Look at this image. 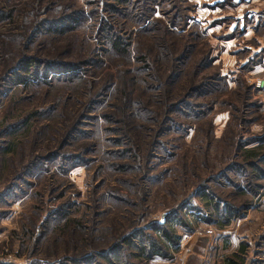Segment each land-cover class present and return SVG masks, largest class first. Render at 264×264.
Segmentation results:
<instances>
[{
  "label": "rangeland",
  "instance_id": "obj_1",
  "mask_svg": "<svg viewBox=\"0 0 264 264\" xmlns=\"http://www.w3.org/2000/svg\"><path fill=\"white\" fill-rule=\"evenodd\" d=\"M48 1L55 5L45 10ZM134 1L129 2L128 40L131 49L148 61L133 59L126 65L123 59L107 56L98 31L101 13L108 15L112 1L0 0V11L11 14L0 18V90L2 84L12 87L0 97V124L17 127L9 136L0 127V264H30L34 259L53 263L79 257L85 248L83 239L89 240L91 250L85 251L96 252L141 226L148 227L143 243L159 241V233L150 227L156 223L166 232L173 228L179 239L178 246L167 251L168 259L141 261L138 249L126 246L121 251L123 263L226 264L229 258L237 264H264V179L241 156L245 149L258 146L263 153L260 160L264 156V0H175L189 17L188 25L172 27L174 34L163 38L154 30L140 31V24L131 18ZM36 5L41 8L42 19L79 12L80 25L66 28L69 33L39 34L30 42L35 21L31 13H35ZM156 9L154 18L167 22L160 7ZM130 26H134L133 35ZM159 43L166 48L164 54ZM169 55L177 59L181 70L162 86L157 70L163 81L168 79ZM23 58L54 66L74 65L81 72L69 80L50 76L37 84L7 86L4 79L9 70ZM145 67L153 74L146 78L148 83L135 78L128 92L132 101L150 102L160 123L166 105L184 109L182 103H190L196 108L172 111L167 125L140 121L138 130L135 119L123 126L107 124L102 116L112 109L111 101L99 99L103 95L99 90L121 87L122 73L126 79L142 76ZM211 80L215 82L209 87H195ZM95 91L100 94L94 105L88 100ZM113 102L119 103L120 98ZM195 110L199 118L193 116ZM82 112L87 117L80 137L62 145L67 128H72ZM26 121L24 131L21 124ZM115 129L118 135L124 130L129 141L141 147L143 169L136 166L135 158L122 157L130 147L115 142L118 136L111 132ZM160 129L163 131L158 135ZM155 134L160 145L153 148ZM5 143L18 145L6 154ZM80 157L84 163H76ZM35 158L42 163L32 169L27 182L16 179ZM260 160L251 162L264 171V160ZM232 161L247 166L242 172L248 188L244 175L236 170L220 181L212 179ZM120 165H129V169L121 172ZM206 196L207 200H202ZM218 202L222 207L219 213L215 210ZM225 202L237 209L248 202L252 206L242 218L235 215L227 222ZM63 204H67L69 220L82 221L81 229L62 230L57 211ZM181 205L186 206V211L179 212L181 220L171 221L169 213ZM44 224L49 229L42 233L39 249L33 251L34 239L37 243L40 235L37 231L41 233ZM29 231L31 234L26 233ZM240 244L248 247L243 258L236 257Z\"/></svg>",
  "mask_w": 264,
  "mask_h": 264
},
{
  "label": "trees",
  "instance_id": "obj_2",
  "mask_svg": "<svg viewBox=\"0 0 264 264\" xmlns=\"http://www.w3.org/2000/svg\"><path fill=\"white\" fill-rule=\"evenodd\" d=\"M110 1H112V3L111 2L109 3V6L111 7V9L109 10L108 15L101 13V17H100L101 22H100V26L98 27V31H100V36L103 39L102 41L101 40L100 41L102 42L103 47L107 48L108 50V52L106 53L107 56L110 59H123L125 60L126 65H130L133 59L134 61L139 62V63L141 62L144 63L145 61L147 62L148 60H146L145 56L142 57L140 54H138L137 51H133L131 49L132 44L129 41L130 39L128 37L129 36L128 34L129 17L131 15V13L129 12L130 0H110ZM177 3L178 2L175 0H135L133 3L132 11H131V12L133 11L134 12L132 13L131 18H133L135 22H138L137 24H140L139 26L142 27V29L140 30L141 32L147 33V32H152L154 30L157 33H162V38H163V36H167L168 34H174V32L171 31L172 27L185 28L188 25L189 17H187V15L184 14V11H182V8ZM53 5L55 4L49 3L48 1L45 4V10L46 9L50 10ZM157 6L160 7L159 12L163 16H165L167 22L162 21V19L154 18V14L157 12V9H156ZM40 12H41L40 6L36 5L35 13H31L32 15L30 14L33 17V20H35L33 24L31 25V27L33 28L31 29V32H30L31 34L29 38L30 42L33 41L35 38H37L39 34L41 35V34H48V33H55V34L69 33L70 31L66 30V28H70L71 30L80 25L81 15H79V12H76V11L70 12V16L64 15L61 18L57 17V19H42L40 18L41 16ZM10 15H11L10 13L4 14L2 11H0L1 19H4ZM46 17L47 16L44 15V18ZM132 27L134 26L129 27L130 35H133L131 32ZM124 28H127V30ZM157 45H158L160 53L164 54L165 52L164 50H166L164 45H162V43H159ZM135 46H134V50H135ZM169 59H170V62L168 63L169 65L167 66V69L169 71H166L167 73H169L168 79L163 81V79L159 75L160 70L159 69L157 70V73H158L157 79L158 81L161 82L162 86L164 85L165 82L172 81V78H174V75L176 72H180L179 71L180 66L177 67V64H176V62H178L177 59L171 58V56ZM183 59H187L186 55L183 56ZM183 66H186L185 62L183 63ZM147 67L151 68L150 64L147 65ZM147 67H145L146 71L143 73L142 76L137 75V74L133 75V73H131L132 71L127 70V72L129 74H132L133 76L130 77V79H126V77L123 76L124 73H122V75L120 76L121 87H107L108 89L105 87H102V89L99 91L101 93L103 92L102 93L103 95H101L99 91L97 93L95 91L93 95L89 98V100L87 99L88 103L91 102L94 105L99 102L100 98H103V97L105 100L109 99V101H111L110 106L112 109H109V111H107V113L102 116V118L107 122V124L111 123V124H116L118 126H123V125H127L128 124L127 122L130 119H135L134 122L138 130L141 126L140 121H144V122L149 121V122H152L153 124H158V125L163 123L167 125L169 124L170 115L172 111L186 112L185 111L186 109H191L193 111V108H196L195 106H193L192 108L190 103L188 104L182 103L181 106H184V109L183 107L179 108L178 105L176 104L166 105L167 106V107L165 106L166 110L164 109L163 111L164 113V116L162 118L163 121L162 123H160L155 117V116H158V113H156L153 110V108L149 107L150 102L147 104H144L139 101L138 102L132 101L131 96H130L131 93H128V92H129V89L131 90L133 87H129V86L134 85L135 78H139L140 81L143 83H148V79L146 78L151 77L153 73ZM80 72L81 71L78 69V67L74 65H66L63 63H58V65L54 66V64L52 63L42 64L41 61L34 59V58L33 59L23 58L19 60L13 68L11 67L8 73L9 75L4 80H6V83H8L7 86H9L10 84L14 85L18 83L19 84H27V83L37 84L40 81H47L50 76L51 77L55 76L57 78L69 80L71 78L78 77ZM142 77H145L144 80L142 79ZM214 82H215L214 80H211L206 85L201 83L200 85L195 86V87H201V88H204L207 86L209 87V83L211 84ZM219 82H221V80ZM1 86L2 88L0 90V97L5 95L12 88V87H6V85L4 84H2ZM148 88L156 90V87H148ZM109 91H110V95H109ZM98 95L100 96L99 99L94 100ZM201 95H204V94H201ZM113 97L115 98L112 99ZM117 97L120 98V102L119 103L113 102L115 101ZM84 113L85 112H82L79 115V117L75 120L74 124L72 125V128L70 127L67 128L65 136L62 139V145L70 143L72 139H77L80 137L79 136L81 133L80 127L81 125L83 126L84 124L83 119L87 117V115L86 116L83 115ZM193 116L196 118H199L200 114L199 112L197 113L196 111ZM130 125H132V122L130 123ZM15 126H16L15 124H12L8 126L7 128H5L4 124H0L1 128H5L4 132L6 136L7 135L9 136L11 133H13L11 130ZM16 128L17 127H15L14 130ZM21 128H24V131L27 130L28 128L27 121L21 124ZM131 128L134 129L135 126H131ZM162 131L163 130L160 129L158 131V135H160ZM111 132L114 136H118L115 142H117L118 144H122L123 142H125L126 144H129L128 146L130 148L125 150V153L122 154V157L123 158H131V157L135 158L136 166H139L140 170L143 169V164H142L143 156L141 155L142 154L141 147L139 145H136L135 143H131L129 139L127 138V136L124 134V130L120 129L119 132L121 133V135H118L117 129ZM157 137L158 136H156L155 134L153 148H154V145L156 146L160 145L159 141L156 140ZM5 145L7 148L6 154H9L15 150L18 143L17 145L12 144V143H5ZM239 148L241 152L242 148L241 147ZM121 151H124V150H121ZM3 153H4V150H3ZM262 154L263 153L259 152V146H258L251 151H247V149H245V151L242 152L241 156L244 158V161L246 163L250 162L249 167L252 170H255V172L258 173L259 177L262 174V178L264 179V171L260 169L259 166L256 167V164L254 162H251L257 159L259 161ZM80 158H81V161L76 162V163H79V164L84 163L85 160L82 159V157ZM72 160H74L73 157H72ZM262 160H264V156L260 161ZM41 163L42 161L41 160L39 161L38 158L31 160L30 163L25 167V171H23L24 173L18 176L16 179L20 180L22 183L27 182L26 178L29 177V174L32 172V169L39 166ZM232 163L233 164L230 167L223 170L215 178H212V179L213 180L217 179L218 181H220L223 178H227L228 176L227 174L230 173L232 170L234 171L236 170L237 172H242V169H248L247 166L240 167V166L235 165L233 161ZM118 169L121 170V172H125L127 169H129V165H125V166L120 165ZM242 175H244L243 176V181L245 182L244 186L248 188L249 183H246V181L248 180L246 177V174L242 172ZM253 175L255 176L254 178L258 180V176H256L255 173H253ZM15 187H18V185H16ZM257 189L261 190V187L259 186ZM242 191H244L245 194L248 193L246 189ZM256 191L254 192L255 197L258 194L256 193ZM202 200H207V196ZM206 204H208L209 206H212L211 202L207 201ZM66 206L67 204H63L60 210L57 211L58 217L59 218L62 217L63 222H60V224L62 225V230L63 231L69 230V231L75 232L76 229L82 228L83 226L82 221H80L79 219L69 220L68 218L70 217L68 216L69 214H67ZM251 206L252 204H249L248 202L247 204H245V206L241 207L240 209H237V208H234L233 205L225 202L223 204L224 220L228 222L230 217L235 216V215L239 216V218H242L244 214L245 215L248 214ZM110 207L111 209H113L112 206ZM185 207L181 205L179 208L170 212L169 219L171 221L177 218L180 219L179 212L186 211ZM219 207L222 208L220 203L219 202L215 203V210L218 211V213H219ZM97 209L103 210L101 209V207H98ZM124 212H129V210L125 209ZM240 212H243V213L240 214ZM123 218L124 217H122V219ZM180 223L183 224L184 222L180 221ZM100 224H101L100 221H97L96 225L99 226ZM159 225L156 223L150 226L151 228L154 227L155 228L154 230H156L159 233L160 235L159 241L148 239L143 243L142 241H144L143 238L146 234V230H148V227L145 229L142 226L135 227L131 230L130 233H126V234L119 236L111 246L107 248H103L102 250H98L96 252H90L91 251L89 249L90 247L89 248L87 247V246H90L89 240L87 243V239H83V244H84L83 246H85V248L81 251L83 255L81 254V256L79 257L70 258V259L65 258L63 260L61 259L53 263L50 262L49 259H46V260L45 259H41V260L34 259L33 261H31L30 264H101V263L102 264H126V263H123L120 258L121 251L124 250L126 246L127 248H134V247L137 248L139 251V253L137 254V258H139L141 261L143 260L153 261L155 259H168L167 251L170 250V246H174V247L178 246L179 239L176 237V232L173 228L169 229V232H166L164 229L160 230L161 226ZM219 227L224 228L226 226H219ZM46 229H49V228L46 227ZM46 229H45V224H44L42 232L40 233L39 231H37V233H39L40 235H38L39 237H37L38 238L37 243H36V239H34V245L32 248L33 251H37L39 249V245H40L41 238H42V233L44 232V234H46L47 233ZM26 233L31 234L30 231ZM140 242H142V244L139 245ZM247 248H248L247 245L240 244L236 257L243 258L242 256H245L247 254V250H248ZM87 249L90 251H85ZM118 255L120 256L118 257ZM225 262L226 264H237L235 261L229 258H227Z\"/></svg>",
  "mask_w": 264,
  "mask_h": 264
}]
</instances>
